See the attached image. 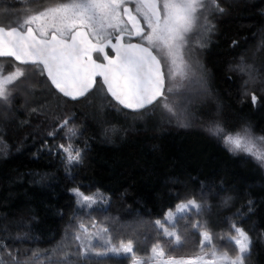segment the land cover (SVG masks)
<instances>
[{
	"label": "trees",
	"instance_id": "obj_1",
	"mask_svg": "<svg viewBox=\"0 0 264 264\" xmlns=\"http://www.w3.org/2000/svg\"><path fill=\"white\" fill-rule=\"evenodd\" d=\"M58 2L67 0H0V13L33 14ZM215 3L223 11L210 4L207 40L197 45L200 87L180 98L170 114L166 93L151 108L132 113L106 90L96 112V89L71 102L45 76L35 82L31 98L16 95L0 103V264H131L95 255L105 251L109 237L113 243L131 239L144 260L155 244L165 258L190 259L201 252V231L212 237L205 253L214 246L233 257L236 249L228 241L233 223L251 239L243 264H264V165L223 143L225 133L247 128L264 148V141L255 139L264 137V0ZM42 87L47 93L37 96ZM217 126L223 132L214 135ZM60 144H70L73 155L79 149V165L67 164ZM73 188L106 203L81 208ZM189 199L201 205L200 213H186L175 228L165 224L179 235L177 244L154 222H164L168 210ZM115 200L131 222L129 238L115 237L104 222ZM197 222L200 229L191 226ZM62 225L80 237L88 255L31 260L35 246L58 247ZM97 229L102 236L93 234Z\"/></svg>",
	"mask_w": 264,
	"mask_h": 264
},
{
	"label": "snow or ice",
	"instance_id": "obj_2",
	"mask_svg": "<svg viewBox=\"0 0 264 264\" xmlns=\"http://www.w3.org/2000/svg\"><path fill=\"white\" fill-rule=\"evenodd\" d=\"M211 3L217 11H223L215 0H211ZM205 7V0H136L133 13L126 6V0L58 2L19 24L0 26V57H12L20 64L36 66L39 74L46 76L55 89L72 99L85 96L95 87L96 78L101 77L102 86H106V92L116 103L137 111L164 95L165 75L160 58L153 49L163 52L173 65L177 58L183 61V47L187 43L188 33L200 19L197 12ZM138 17L143 19V26ZM125 37L128 38L126 43ZM133 37H138L139 42L132 43ZM113 39L116 43H113ZM109 48L114 56L106 51ZM94 53L99 54L97 59L93 58ZM98 59L106 63L98 62ZM23 75V71L16 68L11 74L0 76V100L8 99L7 85ZM252 101L255 103V95ZM67 124L68 121L64 120L60 127ZM212 132L215 135L223 132V129L217 126ZM255 139L264 141V137ZM223 143L229 151H246L264 165V153L254 151V141L247 128L242 133H225ZM58 148L65 154L68 165H79V149L73 155L70 144H60ZM70 191L79 198L81 208L91 209L98 203L94 196L85 195L79 188ZM174 208L175 211L165 213L164 222L156 220L154 223L164 237L178 244L179 235L175 230L169 231L165 224L171 222L175 228L177 219H186V213L199 214L201 205L189 199ZM191 226L196 229L202 227L198 222ZM230 227L235 233L228 237L236 249L233 257L226 252L217 253L212 246V258L205 259L209 254L203 251L204 246H211L212 240L208 231L200 232L201 252L190 259L165 258L163 249L155 244L150 246L151 255L144 260L137 257L131 239L113 243L110 237L103 245L105 251L95 255L107 258L111 254L116 258L123 257L125 262L130 260L131 264H243L251 239L234 223ZM103 231L107 233L108 230ZM81 254L88 255V250L83 249Z\"/></svg>",
	"mask_w": 264,
	"mask_h": 264
},
{
	"label": "rangeland",
	"instance_id": "obj_3",
	"mask_svg": "<svg viewBox=\"0 0 264 264\" xmlns=\"http://www.w3.org/2000/svg\"><path fill=\"white\" fill-rule=\"evenodd\" d=\"M22 1V0H18ZM211 0H205L206 7L197 12V16L200 18L197 21L196 26L194 29L188 33L187 36V43L183 47V61L179 58L176 59V63L173 65L170 60H168L163 52L158 51L157 49H153L156 55L160 58L165 75L167 80V88H166V96L168 99L166 112L170 114L171 111L175 108L174 104L177 105L181 99H185V96L194 93L195 88L200 87L198 85V77L196 68L199 63L198 60V52H197V45H202L205 40H207V34L210 29V7H211ZM135 2L136 0H126V6L129 5L132 7L133 12L135 13ZM122 12V10H121ZM39 13V12H38ZM38 13H18L13 11L12 13L2 12L0 13V26L9 27L13 23L19 24L23 20L27 19L32 15H36ZM206 17V21H205ZM142 21L143 19L139 17ZM144 24V21H143ZM34 27V26H33ZM147 31V29H146ZM16 68H20L24 75L19 77L18 79L14 80L13 83L7 85L8 91V98L12 96H29L31 98V94L33 95L37 88H35V82L43 79V75H40L38 72L37 67L29 68L27 66L18 65L13 62V60L9 59H0V76H5L11 74L16 70ZM171 69V72L169 71ZM170 89V91H169ZM43 93H36L37 96H41L47 93V90L42 87ZM104 87L101 85H97L96 87V95H95V110L98 112L99 109L103 108L105 103V91ZM41 94V95H40ZM180 94V95H179ZM171 100V101H170ZM6 100H0V103H4ZM170 101V102H169ZM171 109V111H169ZM166 116V115H165ZM254 141V140H253ZM254 151L263 153L264 148L259 146L254 142L253 144ZM98 203L102 204L106 203L96 198ZM105 224L111 226L112 230L114 231L115 237L118 238H129L131 236V222L123 217L118 210L116 200L113 202L112 206L110 207L108 214L105 216L104 219ZM171 225L172 223L169 222ZM96 226V223L94 224ZM94 226V227H95ZM65 225H62L59 233L56 235V240L58 241V247H50L47 249V246L39 245L34 247V251L30 256L31 260H40V259H63L65 256H69L72 254H81L83 250L82 244L80 239L77 240L75 235H71L67 233L65 230ZM102 230V229H101ZM173 231V230H172ZM85 233H89L87 229ZM93 234H98L102 236L100 230L97 229L96 232ZM97 235V236H98ZM248 235V234H247ZM249 236V235H248ZM107 239L103 241L105 242ZM212 252V251H211ZM209 252L208 256L205 259H211V255ZM65 254V256L63 255Z\"/></svg>",
	"mask_w": 264,
	"mask_h": 264
},
{
	"label": "water",
	"instance_id": "obj_4",
	"mask_svg": "<svg viewBox=\"0 0 264 264\" xmlns=\"http://www.w3.org/2000/svg\"><path fill=\"white\" fill-rule=\"evenodd\" d=\"M127 7H129L131 10H132V7L131 6H129V5H127ZM133 11V10H132ZM134 13V12H133ZM139 18V17H138ZM126 19V18H125ZM140 19V18H139ZM140 22H141V25L143 26L144 24H143V22H142V20L140 19ZM145 31H146V29H145ZM125 39H128L127 37H125ZM132 43H137L138 41L137 40H139V38L138 37H133L132 39ZM125 43H126V41H124ZM113 43H116V41H115V39H113ZM108 50H110L111 52H112V56H114V52L109 48V49H106V51H108ZM154 52V51H153ZM154 54H156L155 52H154ZM96 55H99V54H96V53H94L93 54V58L94 59H96ZM159 58V57H158ZM0 59H11V60H13L14 62H16L17 64H19V65H22V66H34V65H31V64H20L18 61H15V59L14 58H12V57H0ZM161 61V60H160ZM98 62H105V61H103V60H98ZM106 63V62H105ZM161 66H162V71H164V67H163V64H162V62H161ZM164 75H165V71H164ZM46 77V76H45ZM49 81V80H48ZM49 83L51 84V82L49 81ZM98 83H101L102 84V78L101 77H97L96 78V85H95V87H93V89H91L85 96H82V97H79L78 99H72V98H70V97H66V96H64L62 93H60L57 89H55V87L51 84V86L53 87V89L59 94V95H61L62 97H64V98H66V99H68L69 101H71V102H78V101H81V100H83V99H85L86 97H88L91 93H93L94 91H95V89H96V87H97V85H98ZM104 88H105V90H106V86H103ZM166 88H167V80H166V75H165V85H164V95L162 96V97H159V98H157V100L153 103V104H151V105H148L147 107H145V108H143V109H140V110H137V111H134V110H131V109H127V108H124L122 105H119L118 103V105L122 108V109H124V110H126V111H128V112H132V113H138V112H142V111H144V110H146V109H148V108H151L152 106H154L158 101H160L164 96H165V93H166ZM108 94V93H107ZM109 95V94H108ZM109 97L111 98V96L109 95ZM112 99V98H111ZM113 100V99H112ZM114 101V100H113ZM115 102V101H114ZM116 103V102H115Z\"/></svg>",
	"mask_w": 264,
	"mask_h": 264
},
{
	"label": "flooded vegetation",
	"instance_id": "obj_5",
	"mask_svg": "<svg viewBox=\"0 0 264 264\" xmlns=\"http://www.w3.org/2000/svg\"><path fill=\"white\" fill-rule=\"evenodd\" d=\"M143 22V21H142ZM125 41L127 42L128 41V39H125ZM138 42H139V40H137ZM131 42H132V40H131ZM108 53H109V55H111L112 56V52L110 51V50H108ZM102 60V59H101Z\"/></svg>",
	"mask_w": 264,
	"mask_h": 264
}]
</instances>
